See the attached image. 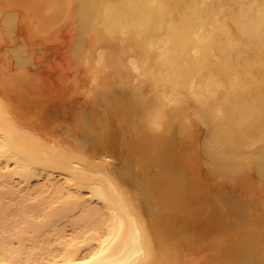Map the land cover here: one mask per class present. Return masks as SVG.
<instances>
[{
	"label": "bare ground",
	"instance_id": "6f19581e",
	"mask_svg": "<svg viewBox=\"0 0 264 264\" xmlns=\"http://www.w3.org/2000/svg\"><path fill=\"white\" fill-rule=\"evenodd\" d=\"M0 264H264V0H0Z\"/></svg>",
	"mask_w": 264,
	"mask_h": 264
}]
</instances>
